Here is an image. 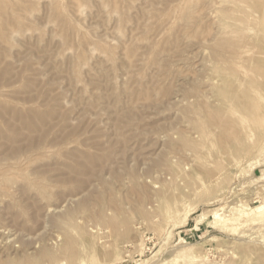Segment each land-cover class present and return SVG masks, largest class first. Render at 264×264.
<instances>
[{
  "label": "rangeland",
  "instance_id": "1",
  "mask_svg": "<svg viewBox=\"0 0 264 264\" xmlns=\"http://www.w3.org/2000/svg\"><path fill=\"white\" fill-rule=\"evenodd\" d=\"M0 264H264V0H0Z\"/></svg>",
  "mask_w": 264,
  "mask_h": 264
}]
</instances>
